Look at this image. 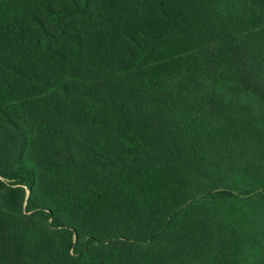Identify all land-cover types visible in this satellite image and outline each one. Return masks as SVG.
<instances>
[{
	"label": "trees",
	"instance_id": "obj_1",
	"mask_svg": "<svg viewBox=\"0 0 264 264\" xmlns=\"http://www.w3.org/2000/svg\"><path fill=\"white\" fill-rule=\"evenodd\" d=\"M0 264H264V0H0Z\"/></svg>",
	"mask_w": 264,
	"mask_h": 264
}]
</instances>
